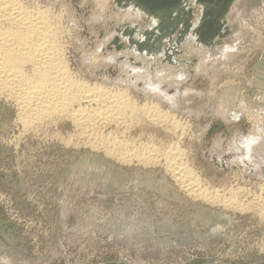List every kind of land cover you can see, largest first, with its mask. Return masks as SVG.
I'll use <instances>...</instances> for the list:
<instances>
[{"label":"rangeland","instance_id":"1","mask_svg":"<svg viewBox=\"0 0 264 264\" xmlns=\"http://www.w3.org/2000/svg\"><path fill=\"white\" fill-rule=\"evenodd\" d=\"M24 1L48 7L56 17L58 44L72 76L125 87L134 105L158 102L189 129L183 134L169 122L156 125L144 118L138 124L125 117L98 124L102 134L93 137L70 118L53 116L23 131L17 108L0 96V264H264V145L252 151L255 142H264V0H244L230 13L232 30L222 57H209L188 43L178 47L179 65L189 63L183 71L187 83L179 84L183 106L158 100L155 92L145 95L132 82L115 81L118 72L111 74L98 40L85 37L100 17L95 0ZM103 2L106 8L110 3L108 10L113 6L111 0ZM88 53L98 57L97 64L89 62ZM101 135L111 141H151L160 151L179 146L205 185L236 194L251 209L192 200L162 164L107 157L97 148ZM244 135L249 138L240 154L247 163L223 162L229 142ZM236 187L244 191L229 190Z\"/></svg>","mask_w":264,"mask_h":264},{"label":"bare ground","instance_id":"2","mask_svg":"<svg viewBox=\"0 0 264 264\" xmlns=\"http://www.w3.org/2000/svg\"><path fill=\"white\" fill-rule=\"evenodd\" d=\"M103 1L104 0H95L97 11L102 14L98 15L100 16L99 18L95 17L94 24H92V33L86 34L85 37L98 40L100 46L97 49L106 57L103 59L104 62L106 60L109 67L113 68L115 73L118 72L116 73V77L118 76V78H116L115 81L118 83H124V81H126L129 84L132 82V84L137 85L136 88L141 86L142 93L144 92L145 95L149 94V92H155V94L152 93V96L156 99L158 98V100H176V103L181 104L182 101L179 100V95L182 94L181 92L183 91L182 86L179 84L187 80L188 74L183 73V71L188 68L189 63L185 62V64L180 66L179 63H181V60H179L178 64H176V61L164 65L162 64L161 67L159 63L162 62L161 57L166 54L164 51L159 54L156 53L155 55L148 56L145 52H137L134 45H132V48L126 47V42H123L125 47L120 52H116L114 47L110 49L108 45L114 40L115 32L110 31L108 25H114L115 23L119 24L123 21L129 23L130 26L138 25V28L142 30L144 28L151 29L156 24V21L153 18H147L145 20L144 18L146 15H144L139 8H133L132 5L127 9H120L112 12L110 8L108 10L110 3L106 8ZM243 1L244 0H235L230 7V13ZM194 2L195 0H191L189 4L192 5ZM195 12L198 15L194 18L192 27L196 26L200 21L201 7H199V9L196 8ZM107 16L114 21H105ZM229 17L227 20L232 30ZM103 20L107 22V26L105 27L107 29L106 31H103L104 29L101 27V22L103 24L105 23ZM83 28L85 29V26H83ZM98 29L102 31V38L100 36L96 38L95 36ZM59 32L56 26V17L54 19L50 17V9L48 7L30 6L24 0H0V96L5 98L6 101L9 100L13 102L14 106L17 108V117L22 123L23 131L30 129L35 123H42L44 120L55 116L56 119H58V117H68L77 127L81 125L83 127L85 126L83 130L88 133V136L92 135L93 137L94 135L102 134L97 133L96 129H98V124H102L105 121H114L118 123L119 119L122 120L125 117L130 119L136 118L138 124L141 123L144 118L151 120L156 125L169 122L173 125L174 130L179 128L181 132H178L183 134L187 133H184V130L186 127V129H189V123L182 124L181 121L183 119H181V121L177 118L175 119V114L167 109L163 110L158 102H142L137 106L134 105V102L130 101L128 89L125 87L120 86L112 88V86L102 85L95 81L92 83L84 82L78 80V78L76 79L74 77L75 75L72 76L67 69V63L61 51L62 48L60 49V45L58 44V38H60L58 37L60 36ZM134 37L140 41L144 38L140 31H136ZM120 38H122V36H120ZM166 43H164V45ZM186 43H188L191 48H201V51L198 52L207 53L209 57L210 55L222 57L226 46V42H224L221 46H214L212 50L206 49L198 45L195 42V37L191 36V34L186 37L181 45H186ZM169 44L174 45L172 42H169ZM89 56V62L97 64L99 60H97L98 57L95 56V54H89ZM120 56H131L136 66L131 65L127 59H120ZM156 66L160 69L156 70ZM167 66L170 68H166ZM179 66L180 68L178 69ZM173 68H175V72ZM161 70H166V72L163 73ZM161 75L165 76V78L160 79L159 76ZM166 80L172 81L167 82V84ZM173 83L175 85H173ZM181 106L183 105L181 104ZM125 122L126 121L123 120L122 124ZM104 124L103 126H106V124ZM128 126L129 124H127V127ZM100 130L102 131V129ZM113 135H115V133ZM181 136L183 135L181 134ZM100 137L103 136L101 135ZM97 139H99V136ZM134 139L137 140V138ZM100 140L101 138L98 141ZM96 142H90L89 144L96 149ZM100 142L97 148L103 149L107 157L115 159L118 162L132 163L135 161L137 164L144 166H157L158 164H162L166 172L172 176L176 185H178V187L192 200L201 199L207 203L218 204L224 208H233L234 211L235 209L238 211L251 209V206L245 203L246 201L244 204L236 199L238 198L236 194L227 196L224 193L225 191L220 192L221 189L219 190L218 188H211L205 185L200 175L192 169L193 167L191 168L187 164L189 161L187 162L184 160L186 158L185 149L181 150L178 148L179 146L173 147L174 145L171 146V144L169 145L170 148H164L166 150L160 151L155 144L150 143L151 141L149 143H135L133 141H126L125 139L111 141L108 135L103 137ZM175 143L177 144V142ZM173 148L176 150H173ZM229 190H232L233 193L234 191L235 193L244 191L241 187ZM260 198L261 197H259V199ZM253 201L252 203H254ZM261 201L264 202V199L261 198ZM258 217L260 218V216ZM263 217L264 216H262V219Z\"/></svg>","mask_w":264,"mask_h":264},{"label":"water","instance_id":"3","mask_svg":"<svg viewBox=\"0 0 264 264\" xmlns=\"http://www.w3.org/2000/svg\"><path fill=\"white\" fill-rule=\"evenodd\" d=\"M190 1L112 0L113 6L110 9L112 12L127 9L132 5L133 8H139L146 15L145 20L153 18L156 24L151 29L144 28L142 30L138 28V25L130 26L129 23L123 21L116 26L110 24L108 27L110 31L115 32V35L114 40L108 46L110 49L114 47L116 52H120L125 47L123 42H126V47L132 48L134 45L137 52H145L148 56L164 51L166 54L161 57V61L163 63L177 61L176 64L179 63L176 56L181 51L178 47L189 34L195 37V42L198 45L206 49L212 50L214 46H221L226 36L231 32L227 18L235 0H195L192 5L189 4ZM199 7H201L200 21L192 27L194 18L198 15L195 10ZM136 31L143 34L144 38L141 41L134 37ZM101 32L99 36L102 38ZM169 42L174 45H170ZM164 43L166 44L164 45ZM120 57V59H127L131 65L136 66L131 56ZM111 74L115 75V71H111Z\"/></svg>","mask_w":264,"mask_h":264},{"label":"crops","instance_id":"4","mask_svg":"<svg viewBox=\"0 0 264 264\" xmlns=\"http://www.w3.org/2000/svg\"><path fill=\"white\" fill-rule=\"evenodd\" d=\"M96 10H98V9H96ZM102 13H98V15H101ZM98 46H100V44H98ZM162 71V70H161ZM161 73V72H160ZM170 81H172V80H166V83L167 82H170ZM260 82V81H259ZM259 84V83H258ZM261 84H262V82H261ZM262 87V86H261ZM248 137H246V135H244L243 136V138H240V137H236V139L234 140V143H232V142H229V144H230V146H229V157L228 158H224V157H222V161L224 162V160H228L229 162L228 163H233V162H243V163H247L246 161V156H244V153H242V154H240V151H243V149L245 148V143L247 142V139ZM244 143V144H243ZM263 146L264 145V142H261V143H257V142H255L254 143V148L252 149V151H256V149H258V147L259 146ZM216 147H218V146H216ZM214 152V151H213ZM210 153H212L211 151H210ZM223 153V152H222ZM246 154V153H245ZM242 155V156H241ZM250 156H251V153L249 154ZM214 158H213V157ZM212 156L210 157L211 159H213V161H215V162H217V160L219 161V159H217L216 158V156H215V154H213L212 153ZM222 162V163H223ZM219 164V163H218ZM224 164V169H226V166H225V163H223ZM223 164H221V165H223ZM231 165V164H230ZM231 169L232 170V167L230 166V167H228L227 169Z\"/></svg>","mask_w":264,"mask_h":264}]
</instances>
